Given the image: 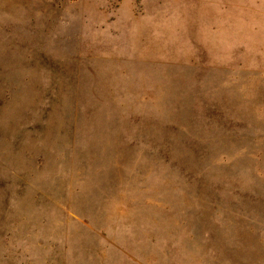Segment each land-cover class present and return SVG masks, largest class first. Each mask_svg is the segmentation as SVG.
Wrapping results in <instances>:
<instances>
[{
    "label": "rangeland",
    "instance_id": "obj_1",
    "mask_svg": "<svg viewBox=\"0 0 264 264\" xmlns=\"http://www.w3.org/2000/svg\"><path fill=\"white\" fill-rule=\"evenodd\" d=\"M0 264H264V0H0Z\"/></svg>",
    "mask_w": 264,
    "mask_h": 264
}]
</instances>
